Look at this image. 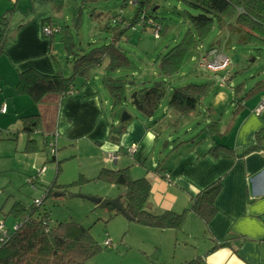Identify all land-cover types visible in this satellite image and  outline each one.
<instances>
[{
	"label": "crops",
	"instance_id": "crops-1",
	"mask_svg": "<svg viewBox=\"0 0 264 264\" xmlns=\"http://www.w3.org/2000/svg\"><path fill=\"white\" fill-rule=\"evenodd\" d=\"M110 3L111 0H105L94 5L98 6L97 12L108 13L112 7ZM104 4H108L105 6L106 11L101 8ZM117 10L122 12V9ZM68 11L55 12L50 4H34L32 0H0V21L4 22L3 27L0 25V144L14 141L16 151H20L19 147L23 143L25 145L28 135L21 129L14 135L15 139L11 140L12 128L20 122L23 127L21 118L34 116L38 127L30 137L35 141L37 137L41 140L45 153L47 150L51 153L47 143L55 142L58 146L63 141L64 148L70 143L69 146L77 150L72 158H90L96 168L102 164L101 170L127 168L132 179H148L150 191L147 206L151 212L160 214L172 211L184 214L182 229L164 230L169 233L168 236L175 238L177 257L172 264H182L196 256H201L205 264H264V110L259 115L254 114L255 108L264 102V88L248 97L244 96L250 89L236 97L244 89L240 85L241 89L234 91L235 104L227 120L222 121L223 118H220L214 128L201 131L198 135L200 139L186 135V138L184 136L183 140L179 138L177 141L173 140V132L169 131L171 128H180L179 123L195 111L182 114L170 106V100L167 107L162 108V97L152 114L145 115L136 106L130 108V96L138 93V85L133 88L130 84L125 85L129 97L118 110L113 109V103L108 107L112 97L101 93L106 91L104 84H96L92 82L93 79L63 99L60 93H50L34 101L30 95L18 90L22 72L34 70L46 75L60 74L65 78L72 74L70 51L74 50V46L71 43L64 44L66 41L59 35L46 37L42 32L44 27L51 26L47 23L49 18L62 25L66 17H73ZM90 22L92 25L89 29L92 30L93 21ZM64 23L66 25V20ZM214 28L218 29L214 26L211 31ZM68 32L71 33L69 28ZM222 32L218 29L216 33L219 41V35L224 34ZM224 32L227 35V31ZM76 33L79 34V31ZM228 47L226 44L223 49L220 42H214L209 47L198 45L196 48L200 58L208 49H218L227 56ZM232 69L233 64L226 72L228 79L224 86L232 79ZM111 76L120 78L118 71ZM210 80L219 86L212 74ZM263 80L264 70L250 88ZM78 81L81 80L75 79V83ZM221 94L217 91L215 97ZM251 97L255 98L250 101ZM123 111L130 118L121 123ZM119 129L121 132L117 134ZM35 145L36 150L28 152L24 146L22 153L25 158L41 155L37 154V141ZM132 148L134 150L130 154L128 150ZM84 150L92 154H83ZM57 152L58 148L52 157L58 158ZM11 153L1 151V154H8L10 158ZM111 154L116 156L115 160L109 157ZM95 158L98 164L94 162ZM35 163L38 165L39 161L35 159ZM41 177L36 176V183ZM217 180H220L221 186L214 199L215 212L208 222H204L188 209L193 198ZM119 196L117 193L106 198L113 200ZM180 230L183 236L177 240L176 234Z\"/></svg>",
	"mask_w": 264,
	"mask_h": 264
},
{
	"label": "trees",
	"instance_id": "trees-1",
	"mask_svg": "<svg viewBox=\"0 0 264 264\" xmlns=\"http://www.w3.org/2000/svg\"><path fill=\"white\" fill-rule=\"evenodd\" d=\"M99 1L101 0H32L34 4H50L55 12H64L69 9L68 13L73 15L71 25L76 32L79 31L81 19L84 16L83 9L88 6L90 10L89 4L93 5ZM182 1L190 7V11L186 12L189 30L181 43L172 46L159 57L157 71L159 76L169 78L177 74L182 67L184 54L189 49L200 45L214 26L221 29L222 33L227 31L228 39H225V44L229 46L232 44L230 36L243 45L264 43V0ZM123 2L131 3L135 7L131 19H125L115 13L97 12L96 7L91 9L90 13L87 12L86 17L89 16L88 19L93 21L92 30L97 33L100 41H106L102 39L105 36L108 38L105 44L88 51L86 49L83 51L81 48L74 53L76 45L72 42V34L68 32L69 27L49 18L47 22L49 25L60 28L58 33L49 37L59 35L63 41H66L64 44L71 43L74 46V50L69 52L72 55L70 59L72 74L65 78L60 74L46 75L27 70L20 74L18 90L30 95L34 101H39L50 93H60L63 99L89 81L94 70L103 67L102 82L112 97L113 109L118 110L129 97L124 89L128 84L127 79L111 76L112 73L127 68L130 64L127 54L120 47L121 42L127 41L128 32L135 31L137 26H141L143 30L158 28L157 38L160 34H164L166 29V24L162 23L161 18L156 15L159 9L157 0H124ZM3 23L0 21L1 27L4 26ZM219 42L216 41V43ZM66 48L69 49L68 46ZM75 79L81 80L79 85H76ZM146 84L147 82L138 90L136 109L145 115H151L163 97V82L158 86ZM206 87V84H188L176 88L171 94L170 106L182 114L195 111ZM263 88L264 80L257 82L244 97L253 95ZM21 120L23 122L21 131L28 135L25 151H35L36 141L30 136L38 127L37 118L26 116ZM217 147L221 148V145ZM128 174L127 168L102 169L95 179H102L123 189L121 203L131 221L163 231L181 229L184 214L172 211L160 214L151 212L147 206L150 191L148 179L146 177L132 179ZM32 183L31 186L35 187L36 179ZM77 183L78 181L62 185L54 180L46 187L43 199H35L30 206L16 201L12 204L11 211L18 217V222L13 231L0 232V264H89V261L101 250L100 245L92 238L91 229L75 221L53 223L48 212L41 210L42 203L52 197L54 191L65 195L67 189ZM220 186V180H217L201 190L193 198L188 210L194 212L204 222H208L215 212L214 199ZM182 264H205V260L201 256H196Z\"/></svg>",
	"mask_w": 264,
	"mask_h": 264
},
{
	"label": "rangeland",
	"instance_id": "rangeland-1",
	"mask_svg": "<svg viewBox=\"0 0 264 264\" xmlns=\"http://www.w3.org/2000/svg\"><path fill=\"white\" fill-rule=\"evenodd\" d=\"M101 1L105 2V0ZM123 1L111 0L110 6L112 7L109 13L131 19L135 7L131 3L128 4V2L124 4ZM157 2L159 9L156 15L161 18L162 23L166 24L164 34H160L159 38L155 39L152 28L143 32L141 26H137L135 31H129L127 34L129 38L127 41L121 42L120 47L127 54L130 64L127 68L119 70L118 75L120 77L127 76L125 79L130 80V83L129 80H127V83L132 85V88L135 85H138L139 88L143 87V82H147L146 85H157L163 82L162 108L167 107L173 90H176L175 87L188 84H206L209 89H205L203 98H201L202 100L197 105L193 115L185 117L184 121L179 123L180 128L175 130L171 128V131H169L173 132L174 141L179 138L183 140L184 136L187 137L186 135L194 139L197 137L200 139L198 136L200 132L209 131V128L214 126L213 122L219 121L220 118H223L222 121H224V119L227 120L230 117L232 106L235 104L233 101L234 91L236 92L239 86L242 85L244 89L242 90L240 87L239 90H241L236 97L242 96L251 89L252 83L259 79L261 72L264 70V43L243 45L236 42L233 36H230L232 44L226 49V54L232 61L230 67L233 64L231 72L233 76L227 86L222 88H218L219 86L216 83L211 82L210 74L197 68L196 61L199 56L196 47L189 49L184 54L182 67L177 74L169 78L160 77L157 72L159 57L166 50L184 40L189 30L188 14L186 12L190 11V7L182 0H157ZM89 5L91 9L98 7L94 4ZM105 6H108V4L101 6L103 11H106ZM116 8L122 9V12L116 11ZM90 10L87 6L82 11L84 16H82L80 28L78 29L79 34L73 30L71 18L66 17L67 19H65L66 25L71 31L72 40L76 45L74 53H77L81 48L83 51L85 49L88 51L91 48L105 44L108 40L105 36L102 39H106V41H100L97 33L89 29L92 23L86 16L87 12L90 13ZM65 20L62 21V25H65ZM217 32L218 29L214 28L209 36H205L199 47L204 45L206 48L219 41L216 37ZM219 37L223 48L226 45L225 39H228V34L224 33ZM102 76L103 67L94 70L90 79H93L92 82L101 85L103 83ZM76 83L80 84V81ZM210 84H212V88H210ZM217 91L222 93L221 96L215 97ZM100 92L109 97L107 89ZM253 98L255 97H251L249 100L252 101ZM109 102L108 107L112 104L111 100ZM130 108H133V105H130ZM211 110L213 111L212 114H210ZM158 115L160 116V113ZM21 129V122L18 123L17 127L12 128L11 140L15 139L14 135ZM36 141L39 147V153L37 154H41L37 155L39 158L37 156V158H25V154L22 153L24 143L19 147L20 151H16L14 141L0 144V231L1 229L14 230L18 222V217L11 211L12 204L15 201L30 206L35 199H43L46 187L51 185L54 179L62 185L78 181L77 184L67 189L65 195H60V193L54 191L53 196L42 203L41 210L48 212V216L53 223L75 221L81 223L83 227L91 229L92 238L100 245L101 250L89 261V264H172L175 261L174 259L177 257L175 256V238L168 236L167 231L138 224L117 213L111 206L99 208L94 202L90 201L89 198L112 199L106 197H113L117 193L119 196L123 190L102 179H95L100 174L102 164H99L96 168L93 165L94 163L90 162V158H80L79 160L72 158L76 155L77 150L69 146L70 143H67L64 148L65 143L63 141H60L56 146L58 148L56 153L58 158H52V154H49L48 150L45 153L44 145L38 137ZM169 146H171V143ZM1 151L12 152L10 155L12 158L8 154H1ZM82 153L92 154V152L85 150ZM35 159L39 161L38 165L34 164ZM95 159L94 162L98 164L97 158ZM87 160H89L88 163ZM40 175L42 177L37 184L35 183V187L26 182V178ZM121 195L123 197V194ZM182 234L181 230L177 232L176 239L180 240Z\"/></svg>",
	"mask_w": 264,
	"mask_h": 264
},
{
	"label": "built area",
	"instance_id": "built-area-1",
	"mask_svg": "<svg viewBox=\"0 0 264 264\" xmlns=\"http://www.w3.org/2000/svg\"><path fill=\"white\" fill-rule=\"evenodd\" d=\"M59 27L56 26H46L43 28L42 32L43 35L46 37L52 36L56 33L59 32ZM159 29L155 28L154 30V35H155V39L158 37L159 34ZM198 64V68L203 71L206 72L208 74H212L214 76V78L216 79V82L219 83V86H224L227 83V73L228 69L230 67L231 64V60L224 55L222 52H220L218 49H211L208 50L200 56L199 61H197ZM264 110V102H262L257 109L255 108L254 114L259 115L262 111ZM47 146L49 148V150L51 151L50 154L54 155V153L56 152V145L55 142H49L47 143ZM134 148L129 149V153L132 154L133 153ZM109 157L112 160L116 159V156L114 154L109 155ZM36 176L33 177H29L27 178L26 182L30 185H32L33 181L35 180ZM3 230L1 229L0 232H2Z\"/></svg>",
	"mask_w": 264,
	"mask_h": 264
},
{
	"label": "water",
	"instance_id": "water-1",
	"mask_svg": "<svg viewBox=\"0 0 264 264\" xmlns=\"http://www.w3.org/2000/svg\"><path fill=\"white\" fill-rule=\"evenodd\" d=\"M160 84H157V86ZM132 102L131 105L136 106L137 105V94L133 93L131 96ZM130 118L126 112H122L121 117H120V122L124 123ZM121 129L118 130L117 134H120ZM116 139V138H115ZM91 202H94L99 208H108L109 206L113 207L117 213L122 214L125 216L128 220H131L130 216L125 212V209L123 208L121 202H120V197L115 198V199H101L100 198H89Z\"/></svg>",
	"mask_w": 264,
	"mask_h": 264
}]
</instances>
